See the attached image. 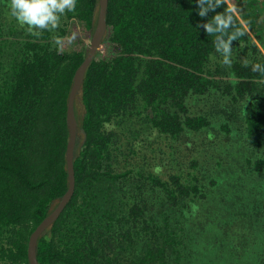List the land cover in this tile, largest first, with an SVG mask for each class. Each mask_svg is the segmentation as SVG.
Here are the masks:
<instances>
[{
    "label": "trees",
    "instance_id": "1",
    "mask_svg": "<svg viewBox=\"0 0 264 264\" xmlns=\"http://www.w3.org/2000/svg\"><path fill=\"white\" fill-rule=\"evenodd\" d=\"M233 4L248 24L229 68L196 0L106 1L73 100V190L37 236L38 264H264V76L241 63L264 64V0L216 11ZM96 13L77 0L39 37L0 21V264H28V235L66 188V99ZM191 136L207 142L177 162Z\"/></svg>",
    "mask_w": 264,
    "mask_h": 264
},
{
    "label": "clouds",
    "instance_id": "2",
    "mask_svg": "<svg viewBox=\"0 0 264 264\" xmlns=\"http://www.w3.org/2000/svg\"><path fill=\"white\" fill-rule=\"evenodd\" d=\"M226 2L227 0H196V5L197 15L201 18L206 17L209 12L214 13L198 27H202L208 35L215 37L213 42L215 51L222 57V64L231 68L233 62L231 43L246 34L248 22L241 20L240 25H237L236 17L239 10L235 4L225 11H216ZM7 7L11 18L18 24L26 26L31 35L39 37L45 31L55 33L60 27L61 18L66 13L76 11L77 0H9ZM230 29L232 31H229ZM75 38V33L66 38L55 36L54 44L58 51H62L65 41L70 45ZM241 63L244 67L251 66L252 72L264 76V64L253 63L246 58H243Z\"/></svg>",
    "mask_w": 264,
    "mask_h": 264
},
{
    "label": "water",
    "instance_id": "3",
    "mask_svg": "<svg viewBox=\"0 0 264 264\" xmlns=\"http://www.w3.org/2000/svg\"><path fill=\"white\" fill-rule=\"evenodd\" d=\"M107 0H97V13L95 24L91 32L90 38L87 44V50L76 66L72 74L71 85L67 94L66 99V109H65V119L67 125V140L65 144V164H66V173H67V185L59 199L56 201L51 210L44 215L40 221L34 226L30 231L27 242H26V257L28 264H38L35 256V245L37 236L42 232V230L48 226L52 220L58 215L60 210L63 208L66 201L69 199L74 184L73 168H72V153L73 146L76 137V125L77 121L73 111V100L75 94L78 92L80 87V82L84 73V70L91 59L95 50L100 47V40L105 28V7ZM82 132V128H80Z\"/></svg>",
    "mask_w": 264,
    "mask_h": 264
},
{
    "label": "rangeland",
    "instance_id": "4",
    "mask_svg": "<svg viewBox=\"0 0 264 264\" xmlns=\"http://www.w3.org/2000/svg\"><path fill=\"white\" fill-rule=\"evenodd\" d=\"M8 2H9V0H0V21H9L10 20V16H9V11H8V7H7V5H8ZM232 7V6H231ZM14 22L15 23H17L15 20H14ZM85 41H86V39H85ZM261 47V46H260ZM98 49H102V46L100 45V47L98 48ZM263 53H264V51H263ZM218 57H216L215 59H220V58H222L221 56H220V54L219 53H217L216 54ZM199 102H196V104H198ZM240 121V119L238 120V122ZM185 139H186V137H185ZM189 141H191V142H189L187 145H184L183 144V146H179L178 147V151H176L175 150V152L176 153H174V156H177V154H178V156H177V158H176V160H177V162H179V160H178V158H182L184 155L185 156H197L196 155V153H198L197 151L198 150H200L201 148H202V145L204 144V143H206L207 142V139H203L204 141L203 142H201L200 143V138L198 139V138H196L195 136L193 137V136H191V139L190 138H187ZM150 140V139H149ZM184 140V139H183ZM161 141H165V140H151V142H150V144L151 145H153L154 146V148L156 147V149L158 148V146L159 147H161V149H164V150H168L169 148H165V146L166 145H163L162 144V142ZM174 143H176L175 145H178V143H180V140L178 139V141H173ZM172 142V143H173ZM142 143H143V141H142ZM148 145V144H147ZM146 145V146H147ZM174 145V146H175ZM174 146H172V148L174 147ZM158 150V149H157ZM125 150L123 149V152H124ZM212 154H214V152L213 151H211V150H209ZM217 152H218V150H216L215 151V154H217ZM169 153V152H168ZM166 154V153H165ZM157 155H159V154H157ZM166 157H170V156H167L166 155ZM165 158V157H164ZM206 160H207V163H208V165H211V164H213V159L212 158H210L209 157V155L206 157ZM170 162V158H167L166 160H163V165H160L159 166V170L161 171V172H164V169H167L168 168V166H166V164L168 165V163ZM214 167V166H213ZM214 169H215V167H214Z\"/></svg>",
    "mask_w": 264,
    "mask_h": 264
}]
</instances>
